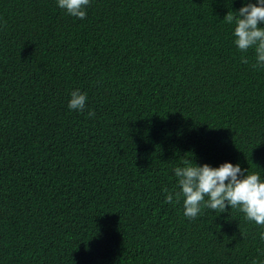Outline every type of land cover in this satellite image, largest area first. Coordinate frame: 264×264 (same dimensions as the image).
Masks as SVG:
<instances>
[{"label":"trees","instance_id":"16d2710c","mask_svg":"<svg viewBox=\"0 0 264 264\" xmlns=\"http://www.w3.org/2000/svg\"><path fill=\"white\" fill-rule=\"evenodd\" d=\"M248 2L0 0V264H264V227L175 202L184 160L264 179V67L224 19Z\"/></svg>","mask_w":264,"mask_h":264},{"label":"clouds","instance_id":"9594fccd","mask_svg":"<svg viewBox=\"0 0 264 264\" xmlns=\"http://www.w3.org/2000/svg\"><path fill=\"white\" fill-rule=\"evenodd\" d=\"M90 0H57L60 9L78 19H85L86 9ZM237 14L227 13L224 17L229 24L234 23V44L242 53L250 48L255 52L256 63L253 67H264V0H255L242 6ZM242 63H248L246 57H242ZM68 102L70 110L83 111L88 99L86 93L79 89L73 90ZM87 115L95 116L93 110ZM194 159L184 160L183 166L174 169L177 178L179 192H175V202L179 203L183 198V214L189 219H196L202 207L219 211H226L227 206L238 209L245 218L255 224L264 227V179L257 172L242 170L239 164L224 162L218 167H212L205 163L198 165ZM165 200L173 203V193L167 188ZM243 235V233H242ZM260 239L264 240V232L260 233Z\"/></svg>","mask_w":264,"mask_h":264}]
</instances>
